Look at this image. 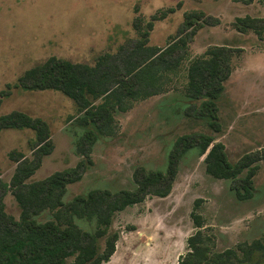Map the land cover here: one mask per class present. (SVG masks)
Segmentation results:
<instances>
[{"label": "rangeland", "instance_id": "obj_1", "mask_svg": "<svg viewBox=\"0 0 264 264\" xmlns=\"http://www.w3.org/2000/svg\"><path fill=\"white\" fill-rule=\"evenodd\" d=\"M169 8L176 12L154 23L150 46L165 48L185 39L192 31L183 28L185 13L202 12L208 24L187 42L180 69L164 77L166 91L130 102L126 112L115 111L111 132H97L88 155L80 154L76 144L93 127L82 125L83 112L72 100L56 91L16 86L19 77L51 57L94 66L100 57L115 55L122 46L130 49L141 39L135 21L139 19L145 30L153 15ZM246 16L264 18V0L251 4L242 0H0V116L19 111L45 121L54 144L29 182L73 169L83 161V176L68 186L66 202L94 190H134L135 171H165L169 154L183 135L214 136L233 164L262 151L264 41L252 32L236 30V18ZM214 46L235 51L233 73L217 101L220 133H213L204 120L185 115L187 107L198 105L186 93L189 63ZM3 92L8 96L1 98ZM34 140L35 133L29 129L0 132L3 183L10 185L17 166L9 154L17 151L32 159ZM254 164L258 172L253 179V198L239 201L231 182L209 176L204 157L197 149L189 151L167 197L148 196L115 215L111 233L119 235L116 252L104 264H178L188 253V240L199 230L205 257L233 251L216 264H264V159ZM3 202L6 213L19 220L20 208L9 191ZM193 214L201 219L200 229ZM50 218L45 214L38 220ZM77 224L84 231L95 230L94 221L79 220ZM256 242L259 246L252 249ZM99 244L103 247L104 240Z\"/></svg>", "mask_w": 264, "mask_h": 264}, {"label": "trees", "instance_id": "obj_2", "mask_svg": "<svg viewBox=\"0 0 264 264\" xmlns=\"http://www.w3.org/2000/svg\"><path fill=\"white\" fill-rule=\"evenodd\" d=\"M242 2L251 4L253 0ZM175 12L176 8L158 11L146 22L145 30L141 29L139 19L136 20L134 28L139 31L141 39L130 49L122 46L115 55L100 57L94 66L51 57L19 77L16 86L29 91H56L72 100L83 112L80 119L82 125L93 127L86 130L76 144L80 154L86 152L88 155L97 139V132H111L109 127L115 111L126 112L130 102L146 100L166 91L164 77L180 69L187 42L208 24L202 12L185 13L183 28L192 29L189 32L179 31L180 34L187 32L185 39L170 42L165 48L150 46L149 34L154 23ZM235 27L242 34L252 32L264 41V18L238 17ZM233 50L226 46L211 47L202 57L192 60L187 68L186 93L198 105L187 107L189 111L185 115L204 120L213 133L221 132L217 101L234 70ZM6 96L8 93L3 92L1 98ZM24 129L35 133L32 159L12 151L9 158L17 166L10 185L0 179V264L108 263L116 252L119 238L117 232L111 233L115 215L143 202L148 196L167 197L178 175L180 162L189 151L197 149L204 157L209 176L229 180L239 201L253 198V179L258 172V165L254 163L264 159L263 149L233 164L228 159L225 146L216 142L214 136L183 135L176 140L165 171H146L144 168L135 171L134 190L116 193L94 190L66 202L67 188L82 178L85 163L81 161L73 169L29 182L44 158L54 150V144L50 127L45 121L19 111L0 116V132ZM244 173L246 175L241 177ZM8 191L20 208L19 220L5 211L3 198ZM45 214L51 218L40 222L38 218ZM192 217L196 228L200 229V217L195 214ZM79 220L94 221L95 230L92 233L82 230L77 224ZM200 236L199 230L190 237L188 253L180 258L178 264H216L224 255L232 256L233 251H228L215 258L205 257L207 250L200 245ZM100 240H104L103 247L99 244ZM259 244L254 243L251 248L256 249Z\"/></svg>", "mask_w": 264, "mask_h": 264}]
</instances>
